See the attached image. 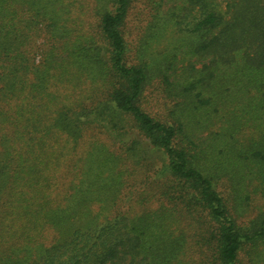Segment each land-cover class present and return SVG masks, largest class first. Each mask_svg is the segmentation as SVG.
Returning <instances> with one entry per match:
<instances>
[{"label":"trees","instance_id":"trees-1","mask_svg":"<svg viewBox=\"0 0 264 264\" xmlns=\"http://www.w3.org/2000/svg\"><path fill=\"white\" fill-rule=\"evenodd\" d=\"M138 1L0 0V264H264V0Z\"/></svg>","mask_w":264,"mask_h":264},{"label":"rangeland","instance_id":"rangeland-1","mask_svg":"<svg viewBox=\"0 0 264 264\" xmlns=\"http://www.w3.org/2000/svg\"><path fill=\"white\" fill-rule=\"evenodd\" d=\"M216 1L221 9L226 10L228 0ZM141 5V0H139L138 3L135 4L134 10L132 12L133 18H136L135 16L138 14ZM170 6V4H166L164 6V9H167ZM183 37V34L178 32L177 29L171 27L162 31L154 39L148 42L145 51V60L151 64H154V62H157L159 60L161 61L172 50L173 46L176 43L180 42ZM243 211V220L245 221H248L251 218L259 215L264 217V198L258 196L250 203V207L244 208ZM243 258L246 259V261L248 260L246 254L245 256H243Z\"/></svg>","mask_w":264,"mask_h":264}]
</instances>
